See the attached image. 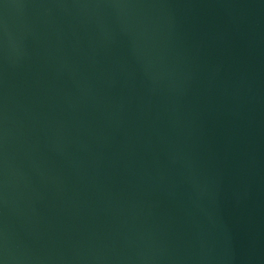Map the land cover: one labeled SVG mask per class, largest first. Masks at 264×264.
Segmentation results:
<instances>
[{
    "label": "water",
    "instance_id": "obj_1",
    "mask_svg": "<svg viewBox=\"0 0 264 264\" xmlns=\"http://www.w3.org/2000/svg\"><path fill=\"white\" fill-rule=\"evenodd\" d=\"M0 264H264V0H0Z\"/></svg>",
    "mask_w": 264,
    "mask_h": 264
}]
</instances>
